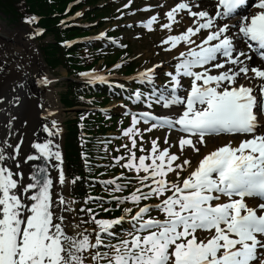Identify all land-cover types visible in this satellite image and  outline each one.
<instances>
[{
  "label": "snow or ice",
  "instance_id": "snow-or-ice-1",
  "mask_svg": "<svg viewBox=\"0 0 264 264\" xmlns=\"http://www.w3.org/2000/svg\"><path fill=\"white\" fill-rule=\"evenodd\" d=\"M254 3L257 11L240 15L237 9L246 0H218L217 10L210 14L194 11L188 0H180L166 13L168 23L161 27L170 31L179 11L187 10L192 23L162 43L169 48L182 42L191 47L178 53L174 71L166 74L170 79L149 92L144 103L178 106L179 111L131 114V126L124 129L131 148L123 145L125 154L114 159L136 175L129 178L121 172L101 181L111 193L124 191L130 179L136 180L138 187L126 195L107 197L117 208L132 205L124 207L122 215L99 217L82 207L80 211L88 215L82 223L95 227L80 229L73 223L80 230L69 232L64 213L75 211L74 201L55 191L57 184L67 183L59 145L53 139L33 143L35 151L21 159L20 144L5 141L11 152L0 146V264H264V66L246 63L252 59L249 53L255 52L264 64V0ZM234 13L235 24L218 22ZM156 19L152 16L145 26L151 29ZM202 30L206 34L197 44L192 37ZM241 42H247V50L237 47ZM81 75L104 80L94 71ZM185 77L190 78L187 88L181 83ZM138 78L154 86V69L139 72ZM41 83L50 81L45 77ZM133 96L140 101L143 94L137 90ZM141 120L150 123L145 131L166 126L187 134L178 139L181 152L185 146L199 151L196 143H205L206 134L241 139L235 146L229 141L216 147L192 167L189 159L176 163L177 153L170 151L171 146L161 148L158 138L149 149L141 143L142 154L137 156V137L143 136L136 125ZM51 125L44 126L50 137L60 131L57 121ZM53 159L57 163L52 164ZM40 160L45 163L27 173L20 167ZM50 166L57 170L55 176ZM186 166L191 170L182 180L168 179L171 172L180 177ZM97 199L89 196L86 202ZM153 199L158 203L145 202ZM153 211L161 215H150Z\"/></svg>",
  "mask_w": 264,
  "mask_h": 264
},
{
  "label": "bare ground",
  "instance_id": "bare-ground-1",
  "mask_svg": "<svg viewBox=\"0 0 264 264\" xmlns=\"http://www.w3.org/2000/svg\"><path fill=\"white\" fill-rule=\"evenodd\" d=\"M197 2L205 5L210 4L208 0H197ZM207 10V6L204 8ZM211 14V11H208ZM32 41L29 37L19 31L10 30L3 23L0 22V90L5 94L0 93V99L2 96H8L11 103H17L24 98L23 108L16 114V118H8L3 126V132L0 133V146L5 148V151L11 152L12 149L5 145V141L9 145L20 144V157L30 154L33 150L31 145L34 143V138L39 137L41 130H44V126L52 127L51 122L56 121L57 113L54 115V105L52 103V93L48 92L50 88L48 84H43L41 81L49 76L45 69L42 59L34 47L31 46ZM242 43L238 44V47ZM253 65V59H251ZM247 82V81H245ZM29 84L30 87L26 86ZM27 88L30 93H27ZM28 95V96H27ZM53 115L50 116V112ZM55 131V129H54ZM46 133L42 139H53L61 149V141L58 135L49 136ZM237 138V137H236ZM226 140V143L234 140L235 138L218 137L217 140ZM239 140V137L237 138ZM43 140V141H44ZM35 161H27L21 163L20 167L26 173L30 171ZM9 166L12 165V161L7 162ZM57 163L54 159L52 164ZM195 167V166H193ZM50 172L55 176L57 170L50 166ZM55 191L62 192L66 195L64 185H56ZM64 215L68 217L69 212H65ZM67 224V221L65 222Z\"/></svg>",
  "mask_w": 264,
  "mask_h": 264
},
{
  "label": "trees",
  "instance_id": "trees-1",
  "mask_svg": "<svg viewBox=\"0 0 264 264\" xmlns=\"http://www.w3.org/2000/svg\"><path fill=\"white\" fill-rule=\"evenodd\" d=\"M70 0H0V14L5 19L14 24L33 27V19L29 21V17H39V22L36 24L42 27L43 32L36 39L39 41L43 57L51 69L63 67L67 70L68 75L79 76V73L96 61L93 58L95 48L93 46L79 45L72 49H67L63 41L77 35L86 34L77 29L63 28L58 25V17L53 16L55 13L60 14L64 5ZM49 36L53 40L50 43H45L44 39ZM109 62H112L114 58ZM67 91L61 96V102L66 107H71L75 104H84L78 100L79 87L73 82L67 83ZM97 116L91 115V118L85 120L86 130L89 122ZM81 131L76 125V121L67 122V137H66V162L68 172L72 177L86 175L85 169L82 166V157L78 150L79 140L81 139ZM99 193V188L94 190ZM119 211L114 212L118 214Z\"/></svg>",
  "mask_w": 264,
  "mask_h": 264
},
{
  "label": "rangeland",
  "instance_id": "rangeland-1",
  "mask_svg": "<svg viewBox=\"0 0 264 264\" xmlns=\"http://www.w3.org/2000/svg\"><path fill=\"white\" fill-rule=\"evenodd\" d=\"M185 17V15H182ZM181 16V17H182ZM180 17V18H181ZM178 18V20L180 19ZM7 28H9L10 30H16V31H19L20 33H23L25 35H27L29 38H31L25 31L26 29L25 28H22L20 26H14L10 23H4L2 22ZM186 28L183 27L182 25L180 24H177L171 28V34H178L182 31H184ZM131 38V41H133L132 39V35L130 36ZM150 39H154V36L153 35H150V37H148V39H141V40H138L137 42L134 43V47H133V56L132 57H136L137 60L139 62H144V65L142 67H146V66H149L151 65L152 63L154 62H158L160 59H162L164 57V54L163 53V50H161L162 47H164V43H162L160 40H156L155 43L152 45L150 44L148 41ZM183 42L180 45H182ZM181 48L178 47V45L174 48V52H178ZM40 55V54H39ZM41 57V55H40ZM45 66V64H44ZM45 69L47 70V74L49 73V78L51 79L52 83L50 86V88H48V92H51L52 93V103L54 105V108L55 110L58 112L57 113V119H60V121L64 122L70 118H72L73 116V112L71 109H66V108H63L62 105L60 104L59 102V95H60V92L61 91H64V87H63V83L66 81V74H65V71L62 70V69H58V70H55L53 72L51 71H48V69L45 67ZM28 87L29 84H27ZM26 85V86H27ZM54 85V86H53ZM31 90H29L27 88L25 94H28L30 93ZM0 93L3 95L5 94L2 90H0ZM28 96V95H27ZM23 105H24V98L23 100L17 102V103H11L10 99L8 96H2V98L0 99V133L3 132V126L6 122V120L9 118H16L17 117V113L19 112L20 109L23 108ZM56 121H59V120H56ZM44 135V133H41V135H39V138H35L34 139V143L36 142H42V138L41 136ZM164 136H166V134H164ZM224 140L222 142H215L211 147L210 149H212V147H216L217 145L223 143ZM35 151V150H34ZM32 154V153H31ZM197 159V158H196ZM195 159V160H196ZM193 167V165H192ZM191 168H189L187 170V172L190 170ZM73 208L75 209L74 212H70V220H69V223H68V229L73 232V231H78V229L74 228L73 227V223L75 224H79L80 225V228L83 227V224L82 222L80 221L81 220V217H78L77 215V204H73ZM88 229V228H87Z\"/></svg>",
  "mask_w": 264,
  "mask_h": 264
}]
</instances>
